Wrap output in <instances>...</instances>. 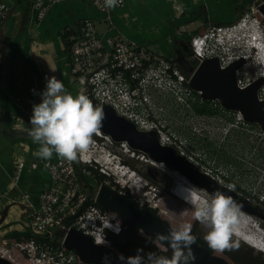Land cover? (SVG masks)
Returning <instances> with one entry per match:
<instances>
[{"label": "built area", "instance_id": "obj_1", "mask_svg": "<svg viewBox=\"0 0 264 264\" xmlns=\"http://www.w3.org/2000/svg\"><path fill=\"white\" fill-rule=\"evenodd\" d=\"M59 1L31 0L36 20H42L47 10ZM85 1L103 14L109 26L112 24L110 10L123 4V0H117L114 6L109 7L106 0ZM261 3H264V0L262 2L250 0L247 9L234 22L226 25H211L204 32L191 36L190 60L196 63L195 66L202 60L212 57H216L219 65L223 66L221 64L223 57L218 52L241 40L248 50L247 55L242 57L261 58L264 69V43L257 40L259 37L264 38V25L261 26L259 19L254 15L258 12L264 16L259 11ZM7 13L8 6L0 0V31ZM102 39L92 19L84 18L80 21L79 35L69 47L67 61L74 85L82 94L89 97L95 107L109 105L117 115L133 122L139 130L155 131L160 144L172 146L180 155L202 168L203 172L218 182L221 181L211 169L200 165L196 156L194 159V154H187L183 150L179 138L174 133L163 131L165 125L160 122L152 101V92L166 93L173 98L171 112L176 114V118L186 117L188 122L185 124L190 123L194 132H208L206 119L192 111V103L201 102L203 98L198 91H194L189 86V77L165 54L139 46L135 41L120 34L114 36L109 50L101 56L98 52ZM235 80L239 88H245L249 84L242 83L237 76ZM32 105L28 103L22 107L25 125L29 131L32 128L30 124ZM237 121L244 124L240 113L237 115ZM199 134L203 135L201 132ZM92 138L94 141L101 139V143L108 148L115 143L99 128ZM120 143L122 149L133 155V150L126 142ZM140 157L144 160L148 159L143 154ZM107 158L105 154L104 162ZM78 159L82 163V172L85 175L93 177L88 167L97 169L106 175L102 183L121 194L125 193V190L119 188L124 187L119 180L112 178L107 172L108 169L100 165L102 155L93 157L92 154L80 152ZM43 163L48 170L50 182L39 194L38 206L26 214L27 224L33 234L52 241L57 229L66 231L75 228L90 236L93 243L97 244V236L103 235L108 241V233H113L104 227L106 222L114 223L118 219L122 229L123 223L119 215L114 211L103 209L95 201L96 188L102 183L97 185L93 194H89L78 180L73 161L57 157L54 161H43ZM22 166L20 162L17 164L14 179L18 178ZM144 197L142 195L140 198L143 199H135V201L140 206L151 207L146 204L150 203L149 199ZM14 254H17L16 258ZM0 256L13 264H21L18 259L29 264H88L82 262L76 252L64 247L60 237L57 245L46 240H35L33 237L15 240L9 246L0 244Z\"/></svg>", "mask_w": 264, "mask_h": 264}, {"label": "crops", "instance_id": "obj_2", "mask_svg": "<svg viewBox=\"0 0 264 264\" xmlns=\"http://www.w3.org/2000/svg\"><path fill=\"white\" fill-rule=\"evenodd\" d=\"M2 1L8 6V13L0 31V244L6 246L34 235L26 214L38 206L39 194L50 182L43 161L59 157L55 153L48 159L37 155L39 145L29 135L22 107L39 102V93L49 76L60 79L73 95L81 93L72 82L67 64L68 44L78 37L81 20L92 19L103 37L98 52L101 56L109 50L116 34L170 55L177 54L184 41L204 32L208 26L234 22L250 3V0H123L122 6L110 10L109 26L103 14L85 0H60L40 21L35 18L31 0ZM197 115L207 122L215 116ZM19 162L23 166L14 179Z\"/></svg>", "mask_w": 264, "mask_h": 264}, {"label": "rangeland", "instance_id": "obj_3", "mask_svg": "<svg viewBox=\"0 0 264 264\" xmlns=\"http://www.w3.org/2000/svg\"><path fill=\"white\" fill-rule=\"evenodd\" d=\"M259 1L262 2V0ZM254 15L259 19V24L263 26L264 16L258 12ZM259 40L264 43V38H260ZM219 53L223 57L221 64L227 66L232 62L239 61L241 56L247 55L248 50L240 40L239 43L222 48ZM236 73L235 77L237 76V79H240L244 84L261 80V76L264 77L262 59L257 57L248 58L247 56L238 66ZM259 84L257 96L259 99H264V78ZM152 101L157 109L156 112L159 114L160 122L165 125L163 129L165 133H174L179 138L183 150L187 154H194V159L195 156L199 158V160L196 159L198 163L203 167L211 169L214 175L221 179L219 181L221 184L225 186L229 184L235 185L233 190L248 198L253 204H258L264 210V130L259 123L248 122L244 119V124L239 123L237 121L238 111L225 109L221 106L220 101L214 99L213 105L218 107V113L209 118L207 122L208 132H194L191 129L190 123L185 124L188 122L186 117L174 118L175 114L171 112L173 103L171 96L166 93L152 92ZM192 111L194 112L193 108ZM200 132L203 135H200ZM93 139L84 152L87 155L92 154L93 157H97L98 154L102 155L100 165L105 167L106 170L108 169L107 172L111 174V177L117 178L119 183L124 186L119 187L120 190H125L134 200L143 199L140 197L144 195V198L147 197L150 201V203L146 204L157 208L160 215L169 222L170 226L180 228L184 223H191L195 225L199 237L204 239L203 237L208 228L205 224L194 218V212L202 200H211L212 195L189 183L188 185L199 195L196 205H191L177 196L179 182L175 180L177 178L175 171L167 167H165L164 171H161V163H155L148 157L147 160L141 159L140 156L143 153L132 148L131 150L134 153L131 155L122 149L120 142H115L108 148L101 143V139L97 141ZM105 154L108 157L106 162H104ZM109 158L111 159L110 161ZM124 161L131 162L136 169L127 166ZM138 161L148 162L149 165L151 164V168L141 166ZM137 169L155 180H158L157 177L162 178L161 174H163L165 180L163 186H165L164 188L167 187V191H163L159 187L156 188L153 184L151 185ZM200 169L202 170V168ZM178 176L180 175L178 174ZM183 179L186 180L185 178ZM93 182L91 180V184ZM118 186L120 185L118 184ZM147 193L149 195H146ZM240 219L249 221V223L254 224L255 228H257L255 230L254 227L252 228L246 224L241 227L243 232L257 238L262 237V242H264V221L256 215L248 214L241 210L239 214ZM233 227H240L239 221ZM140 233L143 234L142 232ZM232 238L235 241L254 248L255 251L264 253L263 250L248 244L234 234ZM212 250L216 255L223 256L232 264V261L221 250ZM16 256L17 254H14L15 258Z\"/></svg>", "mask_w": 264, "mask_h": 264}, {"label": "water", "instance_id": "obj_4", "mask_svg": "<svg viewBox=\"0 0 264 264\" xmlns=\"http://www.w3.org/2000/svg\"><path fill=\"white\" fill-rule=\"evenodd\" d=\"M259 11L264 14V3L259 6ZM185 46L189 50V40L185 41ZM184 50L182 48L177 50L176 63L189 77V86L194 91H198L203 99L220 101L223 108L238 111L245 121L259 123L264 130V99H259L255 91H250L249 88L240 89L236 84L235 68L241 61L237 66L231 63L222 69L218 59L212 57L194 66L190 58L186 57ZM100 108L104 112V119L99 129L113 141L126 142L133 150L147 155L155 163H163L165 167L186 178L194 187L203 189L212 196L217 190L224 192L241 206V211L256 215L264 221L262 207L219 183L193 162L177 153L172 146L160 144L155 131L139 130L133 122L117 115L109 105L104 104ZM95 201L103 209L116 212L124 225L138 228L144 235L153 237L160 246L170 249L166 241L161 242L157 238V234L178 228L170 226L169 222L157 213L140 206L133 198L119 193L104 183L96 188ZM56 235L62 238L64 247L76 252L84 263L102 264L100 258L107 253L111 258V264H122L117 259L119 254L117 250L111 246L93 243L90 236L75 228L66 231L57 229ZM190 247L194 256L192 261L195 264H230L223 256L210 252L197 240ZM0 264L13 263L0 256Z\"/></svg>", "mask_w": 264, "mask_h": 264}, {"label": "clouds", "instance_id": "obj_5", "mask_svg": "<svg viewBox=\"0 0 264 264\" xmlns=\"http://www.w3.org/2000/svg\"><path fill=\"white\" fill-rule=\"evenodd\" d=\"M106 2L111 7L117 0ZM32 91L35 92V89ZM39 96V102L32 105V128L29 132L32 141L39 145L37 155L48 159L55 153L68 161L76 160L78 153L87 150L93 134L101 127L104 119L102 108L95 107L85 94L73 95L55 76L46 79ZM160 170H165L163 163ZM227 187L234 189L235 185L229 184ZM240 208L229 195L219 190L211 200L200 202L194 212V218L207 226L208 231L203 238L209 248L224 250L238 247V241L233 240L232 236L233 226L239 221ZM104 227L119 234L121 222L116 219L114 223L106 222ZM157 238L161 242H167L172 250L170 257L152 251L142 255L144 250L137 247L134 254L125 256L119 253L117 259L122 264H189V261L194 259L190 246L195 242L196 236L192 234L191 223H184L177 230L158 233ZM96 243L106 247L110 245L103 235L97 236ZM100 259L102 264H111L107 253Z\"/></svg>", "mask_w": 264, "mask_h": 264}, {"label": "trees", "instance_id": "obj_6", "mask_svg": "<svg viewBox=\"0 0 264 264\" xmlns=\"http://www.w3.org/2000/svg\"><path fill=\"white\" fill-rule=\"evenodd\" d=\"M70 45L68 44V47H70ZM185 55L186 57L190 58L191 56L190 51L188 50ZM166 56L168 59H170L172 62L175 63L174 61L175 54H170ZM192 63L195 66L196 63L193 61ZM213 102H214L213 100L202 99L201 102H193L192 108L194 112L197 114L216 115L218 113V107L214 106ZM143 155L147 158L145 154ZM73 162H74L75 170L78 173L79 182L83 184V188L85 189V191L87 190L89 194H93L97 185L103 182V180L106 178V175L100 173L97 169L88 167L93 177H91L90 175L87 176L85 175V173L82 172V163L79 161V159L77 158ZM124 163L127 166L136 169L131 162L124 161ZM138 163H140L141 166H144L146 168L149 167L151 168L150 166L151 164L149 165L148 162L138 161ZM137 171L145 179H147L148 182L151 183V185L153 184L156 188L159 187L163 191H167V187L164 188L165 186H163V183H165L163 174H161L162 178L157 177L158 180H155L150 178L146 174L142 173L141 170L137 169ZM176 177L177 178L175 180L179 182L178 184L179 189L177 191V196L191 205H196V202L199 200V195L192 187L188 185L190 182L184 180L177 174ZM91 180L94 181L93 184H91ZM147 208H149L150 210L153 209L148 206ZM239 223H240V227H233V234L239 237L240 239L244 240L248 244L264 251V242H262L263 241V239H261L262 237L257 238L252 235H248L241 230V227L245 226L246 224H248L252 228L254 227V229L257 230L254 224L249 223V221L245 219H240ZM31 237L35 238V240H46L47 242H50L53 245L59 244V237L56 235V233L53 235L52 241H49L48 238L37 236L35 234L32 235ZM107 237L110 246L113 247L115 250H117L119 253H123L125 256L134 254L135 249L137 247H140L144 250L142 255L149 251L155 252L158 255L169 256V257L172 254V250L161 247L153 237L141 234L140 230L136 227L126 226L123 224V227L119 232V234L108 233ZM200 240L204 241L205 244H207V242L204 239L200 238ZM208 249L210 250V252H212L211 248ZM221 251L232 261V264H264V253L260 251H255L254 248L249 247L240 242H238V247L236 248L224 249ZM189 264H195V263L191 260L189 261Z\"/></svg>", "mask_w": 264, "mask_h": 264}, {"label": "flooded vegetation", "instance_id": "obj_7", "mask_svg": "<svg viewBox=\"0 0 264 264\" xmlns=\"http://www.w3.org/2000/svg\"><path fill=\"white\" fill-rule=\"evenodd\" d=\"M188 41V40H187ZM182 47V49H185L184 51V53H186L188 50L186 49V46H185V41L182 43V45H181ZM184 47V48H183ZM174 60L176 61V54H175V57H174ZM176 150V149H175ZM176 152H177V150H176ZM178 153V152H177ZM198 160H199V158H197ZM195 164V163H194ZM198 168H200L197 164H195ZM123 195H127V196H129V197H131V198H133L131 195H129V193H127V192H125ZM144 207H147V205H145ZM151 211H153V212H155V213H157L159 216H161L160 215V213H159V211L157 210V208H153ZM162 217V216H161ZM174 228H177V227H175V226H173ZM179 229V228H178ZM141 232V231H140ZM192 234L193 235H195L196 236V240L198 241V243H200V244H202V245H204V246H206V247H208L207 246V244H205V242L204 241H202V240H200V237H199V235H198V232H197V229H196V227H195V225H192ZM209 248V247H208ZM212 252H213V250H212Z\"/></svg>", "mask_w": 264, "mask_h": 264}, {"label": "bare ground", "instance_id": "obj_8", "mask_svg": "<svg viewBox=\"0 0 264 264\" xmlns=\"http://www.w3.org/2000/svg\"><path fill=\"white\" fill-rule=\"evenodd\" d=\"M244 59H246L245 57H240L239 58V61H241L240 63H242L243 61H244ZM239 61L238 62H232V64H234V65H238V63H239ZM231 64V63H230ZM228 66V65H227ZM227 66H220V68H222V69H224V68H226ZM235 66V67H236ZM237 68H238V66L235 68V73H236V71H237ZM261 78L263 79L264 77H262L261 76ZM235 79H236V77H235ZM261 79V80H262ZM261 80H256L255 82H251V83H249L248 85H246V87L245 88H249V90L250 91H255L256 92V94H258L257 92H258V89H259V82L261 81ZM245 88H240V89H245ZM116 169V168H115ZM113 170H114V168H113ZM178 175V174H177ZM182 177V176H181ZM184 178V177H183ZM187 180V179H186Z\"/></svg>", "mask_w": 264, "mask_h": 264}]
</instances>
